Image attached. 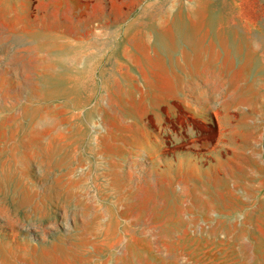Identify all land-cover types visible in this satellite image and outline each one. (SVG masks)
Segmentation results:
<instances>
[{"label":"rangeland","instance_id":"obj_1","mask_svg":"<svg viewBox=\"0 0 264 264\" xmlns=\"http://www.w3.org/2000/svg\"><path fill=\"white\" fill-rule=\"evenodd\" d=\"M0 264H264V0H0Z\"/></svg>","mask_w":264,"mask_h":264},{"label":"crops","instance_id":"obj_2","mask_svg":"<svg viewBox=\"0 0 264 264\" xmlns=\"http://www.w3.org/2000/svg\"><path fill=\"white\" fill-rule=\"evenodd\" d=\"M128 19H131L130 22H137L139 19H142L143 16H128L127 17ZM115 19H120V18H115ZM167 19V23H177L178 25H169L168 28L171 29V30H178V31H182V32H188V33H191V31H197V32H203L205 30H209L211 28H216L215 26H210L208 25V22H199V23H193L191 25H181V22H185L187 23L185 20L187 19L186 17H180V16H176V17H166ZM188 19H191L190 17ZM205 19V18H204ZM206 19H208L206 17ZM222 19V18H220ZM224 20H218V23H219V26L217 27L216 29V40L218 39H225L227 37H231L232 36V33H233V24L231 21H226L227 20V17L223 18ZM171 20V21H170ZM183 20V21H182ZM190 23V22H189ZM192 23V22H191ZM202 23V24H201ZM133 28V27H132ZM209 32V31H208ZM205 37V36H204ZM188 38L190 39H195L197 45H190V50L192 53L196 54L198 57H197V63L196 65H198L197 67L193 68V69H190L194 72H198L201 68L199 67V65L202 63V60L205 62V64H210L211 63V60L207 59L205 60L204 58H200L201 55H206V54H210L211 55V58L212 60L216 61L217 60V50L215 48H211V47H204L203 45V42L205 41L204 38H200L195 36L194 38V35L193 33H191L190 35H188ZM172 48V47H171ZM222 49V51H226V53L229 55L228 57V60H231V54H232V50L227 48L226 46H221L220 47ZM187 56V53L184 54V56ZM230 58V59H229ZM207 61V62H206ZM200 72V71H199ZM208 76L205 75L203 79L207 78ZM195 79L198 78L197 77V74L195 73ZM204 81V80H203Z\"/></svg>","mask_w":264,"mask_h":264}]
</instances>
